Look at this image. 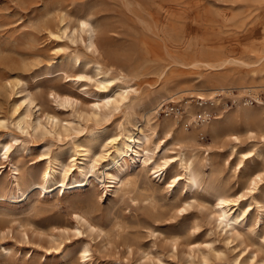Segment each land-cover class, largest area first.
I'll list each match as a JSON object with an SVG mask.
<instances>
[{
    "label": "rangeland",
    "instance_id": "obj_1",
    "mask_svg": "<svg viewBox=\"0 0 264 264\" xmlns=\"http://www.w3.org/2000/svg\"><path fill=\"white\" fill-rule=\"evenodd\" d=\"M163 2L0 0V264H264V139L233 111L247 105L190 129L154 111L162 99L217 89L264 94V0ZM225 58L220 69L208 66ZM96 62L136 91L93 116L92 103L106 94ZM162 85L172 93L154 96ZM150 109L153 120L171 123V135L151 134V146L159 144L153 160L173 159L154 173L153 160L130 166L138 190L150 192L142 200L131 187L112 192L106 167L89 171L83 148L88 158L108 151L112 137L143 126ZM181 151L195 153L199 188L186 185ZM64 166L72 167L67 178ZM51 167L58 179L83 184L63 195L61 181L43 186ZM220 193L248 208L235 228L219 225Z\"/></svg>",
    "mask_w": 264,
    "mask_h": 264
},
{
    "label": "bare ground",
    "instance_id": "obj_2",
    "mask_svg": "<svg viewBox=\"0 0 264 264\" xmlns=\"http://www.w3.org/2000/svg\"><path fill=\"white\" fill-rule=\"evenodd\" d=\"M163 1L164 0H148V2L151 3L152 5L155 4L161 6L162 8L165 7ZM81 22H82V30H84L83 26H85L87 22L86 20H82ZM92 36L93 33L92 31H90L89 43L91 46H94V41L92 39ZM229 61L231 60L225 58V59H221L217 63L208 64V66L216 70V69H220L225 63ZM74 62L75 65H83V62L79 56H75ZM192 63L196 65V64H201L202 62L199 63L196 60L193 61ZM94 67L96 68L97 71V77H96L97 85L104 92H106V94L101 97L100 101L92 103L90 115L98 116L105 109L117 110L118 108H120L129 99L130 94L132 92H135L136 90L126 85L125 81L120 76L111 77L112 70L109 68H105L101 63L96 62L94 64ZM173 89L174 86L172 85L170 86L162 85L161 87L154 90L155 93L154 96L163 95L164 93H172ZM59 96L60 98L68 102L74 100L73 96L69 94H64ZM197 96H201V95L198 94ZM237 108L234 109L233 111H239L241 109L243 112L240 115L242 119L247 121V127L251 125L256 126V128L258 129L257 131L260 133V137L264 139V115L255 112L257 111V108L256 106L253 105H247V107L238 106ZM151 113H153V110L150 109L144 114L143 126L140 127L137 126V124H132L130 127L125 128L124 132L120 133L117 136L112 137L110 141L108 140L110 143V148L108 151L103 153H98L88 158L90 147L83 148L86 152L84 157L85 159H89L91 164V168L89 169V171H94L95 167L100 164L106 167L105 174L106 177L109 178L108 180L110 182L109 186L111 187L110 190L112 192H116L122 188H127V187H131L132 189L135 190L141 188L137 186L136 176L132 175V173L129 171L130 166L131 167L135 166L137 162L143 163L144 168L149 167V164L153 162V165L150 167V169L152 170L151 172L154 173L158 170H164L170 164V161H172L173 159V156H169L164 158L160 162L153 160L155 155V147H158L159 144H156L154 147L151 146L150 144L151 134H157L159 131L162 130L166 135H171V123L165 121L163 122V124H161V122H157L156 120L152 119ZM105 131L106 130H104L103 132ZM247 131H248V138H250V140H253L251 138L256 137V134H254L253 129L248 128ZM185 136H187L186 133ZM235 139L237 140V142H240L237 136H235ZM241 155L247 158L251 156L249 152H242ZM180 156L181 159L184 161V169L187 171L185 176L187 178L186 185H188L190 188L192 187L199 188L202 184L201 183L202 181L200 180L198 173L194 168L195 165L194 162L196 158L195 153L190 152L189 154H186L185 152L181 151ZM151 160L153 161L151 162ZM76 168L80 174L84 175V173L86 172V167L84 165L77 166ZM71 169H72L71 166L69 167L64 166L61 170L63 177L65 175L67 178L69 176V171ZM54 172L55 170L52 167L47 168L42 174V181L40 183H42L43 186H47L52 182L61 181L60 187H62L64 190L62 195L64 194L66 188L83 184V182H79L76 184H69L68 181H65V178L58 179ZM181 176L182 175L180 174L177 175L178 178ZM177 177H174L172 181L175 182L177 180L176 179ZM260 180H261L260 176L250 178L247 189L249 190L255 189ZM76 181L77 180L73 178L72 182H76ZM33 183L36 184L37 181H33ZM43 190L45 192L49 191L47 189H43ZM140 190L142 191L139 190L138 191L140 198L142 200L150 197V192H148L147 187L142 188ZM238 200H239L238 197H231L227 193H220L217 195L216 213L218 215L219 225H222L223 227L231 226L235 228L236 223L241 222L243 220L246 212L248 211V208L240 209L239 207H237V205L239 204Z\"/></svg>",
    "mask_w": 264,
    "mask_h": 264
},
{
    "label": "built area",
    "instance_id": "obj_3",
    "mask_svg": "<svg viewBox=\"0 0 264 264\" xmlns=\"http://www.w3.org/2000/svg\"><path fill=\"white\" fill-rule=\"evenodd\" d=\"M238 95L235 89H217L209 94L194 95L189 99L174 100L172 97L160 100L155 108V116L174 120L187 129L198 128L210 123L237 105H259L264 111V94L253 87L244 89ZM201 138L204 135L201 134Z\"/></svg>",
    "mask_w": 264,
    "mask_h": 264
}]
</instances>
